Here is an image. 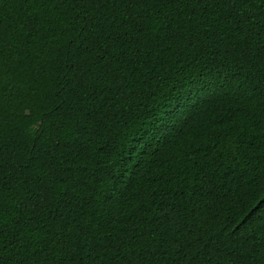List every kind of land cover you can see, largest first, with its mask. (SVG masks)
I'll return each mask as SVG.
<instances>
[{
	"label": "trees",
	"instance_id": "obj_1",
	"mask_svg": "<svg viewBox=\"0 0 264 264\" xmlns=\"http://www.w3.org/2000/svg\"><path fill=\"white\" fill-rule=\"evenodd\" d=\"M0 264H264V0H0Z\"/></svg>",
	"mask_w": 264,
	"mask_h": 264
},
{
	"label": "snow or ice",
	"instance_id": "obj_2",
	"mask_svg": "<svg viewBox=\"0 0 264 264\" xmlns=\"http://www.w3.org/2000/svg\"><path fill=\"white\" fill-rule=\"evenodd\" d=\"M234 3H255V0H232Z\"/></svg>",
	"mask_w": 264,
	"mask_h": 264
}]
</instances>
